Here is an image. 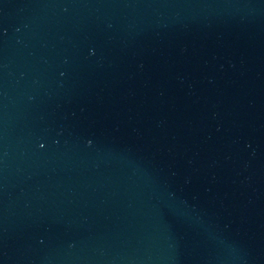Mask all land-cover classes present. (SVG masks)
Returning <instances> with one entry per match:
<instances>
[{"label":"water","instance_id":"obj_1","mask_svg":"<svg viewBox=\"0 0 264 264\" xmlns=\"http://www.w3.org/2000/svg\"><path fill=\"white\" fill-rule=\"evenodd\" d=\"M0 264H264V0H0Z\"/></svg>","mask_w":264,"mask_h":264}]
</instances>
